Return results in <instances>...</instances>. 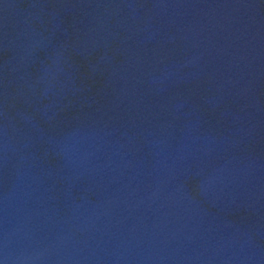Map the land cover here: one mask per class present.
<instances>
[{"label": "water", "instance_id": "95a60500", "mask_svg": "<svg viewBox=\"0 0 264 264\" xmlns=\"http://www.w3.org/2000/svg\"><path fill=\"white\" fill-rule=\"evenodd\" d=\"M0 264H264V0H0Z\"/></svg>", "mask_w": 264, "mask_h": 264}]
</instances>
